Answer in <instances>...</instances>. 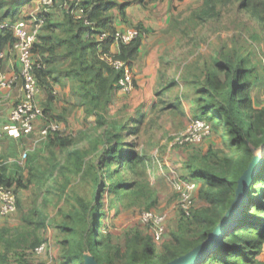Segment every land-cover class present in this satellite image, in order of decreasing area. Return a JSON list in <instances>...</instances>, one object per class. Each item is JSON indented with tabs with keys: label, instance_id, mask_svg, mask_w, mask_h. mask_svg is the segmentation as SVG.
Returning <instances> with one entry per match:
<instances>
[{
	"label": "rangeland",
	"instance_id": "374dc122",
	"mask_svg": "<svg viewBox=\"0 0 264 264\" xmlns=\"http://www.w3.org/2000/svg\"><path fill=\"white\" fill-rule=\"evenodd\" d=\"M236 3L235 0H217L216 11H220L221 18L213 16L208 21H203L200 16L204 5L197 8L200 9L197 14L201 21L200 50L201 54H207L214 50L220 52L222 47L224 52L233 54L236 47L231 45L238 34L237 48L251 69L249 77L255 82L254 96L259 107L264 105V22L251 17L245 9L240 10ZM235 17L237 19L234 20ZM234 24L237 26L232 27ZM238 26L240 31H234ZM210 38L214 43H208ZM67 65L68 62L62 67ZM206 74L194 73L199 97L203 96ZM217 75L225 80L222 70L218 69ZM176 76L174 73H162L153 95H138L144 85H150L144 81L148 77L146 74L141 79L138 77L137 90L126 94L116 91L105 111L110 126L96 125V111L84 102L83 97L80 101L76 97V101L69 104L71 107L66 105V99L62 100L66 103L59 105L57 113L47 115L60 122L63 126L61 132L73 140L67 148L59 144L49 145L48 138L42 139L37 134L18 140L19 151L6 163L3 176L27 178L31 169L37 177L28 188L16 189L13 186L17 190V209L9 215L0 214V235H3L0 239V264H63L73 240L78 234L80 236L78 232L89 228V220L93 219L98 205H102L98 211L102 213L99 229L106 234L108 244L102 250L110 252L116 261H126L135 252L142 253L146 244L152 245L157 255L165 256L177 248L190 231L198 236L204 229L213 230L218 225L214 226L213 221L209 224L216 214L215 209L199 197L198 189L192 192V199H186L179 194L173 180L175 176H188L193 170L204 167H222L224 158L232 154L228 153L223 136L215 131L199 142L174 145L175 134L201 116L189 112L193 108L190 106H195L190 102L178 111L168 101L176 93L163 86L171 83V78L174 79L172 85H177ZM72 81L79 90V82L75 78ZM183 83L187 82L181 78ZM146 91L143 89V94ZM80 94L78 91L77 95L82 96ZM134 120L140 122L136 131L131 129V126H136ZM121 126L123 148L137 152L142 159L134 167L115 162L108 167L102 163L106 141H113L110 134L121 130ZM105 131H109L107 137ZM125 184L131 186L124 188ZM98 192L100 201L96 199ZM148 209L157 215H167V233L159 242L152 240L151 228L142 219L143 211ZM199 216L205 220L203 224L199 223ZM72 227L77 229L72 231ZM27 230L36 231L42 242H47L45 252L39 254L37 248L29 246L33 238L25 243L26 246L14 244L13 240ZM99 236V239L103 238V234Z\"/></svg>",
	"mask_w": 264,
	"mask_h": 264
},
{
	"label": "trees",
	"instance_id": "16d2710c",
	"mask_svg": "<svg viewBox=\"0 0 264 264\" xmlns=\"http://www.w3.org/2000/svg\"><path fill=\"white\" fill-rule=\"evenodd\" d=\"M67 7L66 19L59 24L51 23V13L44 30L54 28L62 29L60 34L54 32L50 34L39 35L35 43L34 55H39L40 67H36V74L39 83L48 95H53L55 81L54 75L65 73L68 78H75L79 82V92L82 94L84 102L96 111L97 123L100 127L109 125L105 111L107 105L111 102L115 92L118 91V81L122 76V70L116 69L108 60L103 58V54L111 52V47L115 43L114 34L118 30L115 22L117 9L123 19H126V8L131 1L119 3L116 0H81L80 6L85 10L83 18L77 17L74 13L75 1H69ZM204 8L200 11L203 21L217 16L221 18L220 11H216L217 0H203ZM240 10H247L251 17L264 22V0H235ZM3 0H0V9L3 7ZM19 8H10L6 10L0 19L10 17L9 23L19 14ZM92 22L88 25L85 20ZM237 17L234 18V20ZM237 26V24L232 27ZM249 26V25H248ZM134 27L142 28L148 31L142 23ZM241 27L234 31L239 32ZM103 32H108V36L99 40ZM238 34L232 47L233 54L224 52L221 47L218 59L220 69L225 74V80H222L217 73L208 69L205 73L206 81L203 87V96L200 98L199 113L197 118H205L213 125V131L223 136L228 146V153L232 156L224 158L225 165L214 168L204 167L192 171L190 175L184 178L193 180L197 183L199 197L215 209V215L211 218V223L219 224L224 217L226 210L234 199L238 179L247 168L252 159L253 152L251 144L258 147L264 143V105L257 106L253 97L254 80L249 77L250 68L246 66L245 58L242 56L240 48H237ZM16 37L13 30L9 27L0 32V52L5 50L7 45L13 46ZM143 45V38L139 37L128 44H120V52L116 57L127 61L135 68V61L138 57L140 48ZM264 60V58H263ZM58 61L68 62L66 67H59ZM264 70V61H263ZM264 85V82H263ZM165 86V85H164ZM173 86L172 83L166 84V88ZM200 94V92H199ZM51 97V96H50ZM49 109H44L47 115ZM48 116V115H47ZM56 121V120H55ZM216 121V122H214ZM136 126L131 129L138 130V120H134ZM215 123V124H214ZM121 130L110 134L113 141H106L103 161L105 165L121 163L134 167L142 162L137 152L127 151L123 148L121 140ZM109 131L104 135L108 136ZM214 133V132H213ZM49 145L59 144L60 147L67 148L73 144V140L63 134L61 131L52 132L48 136ZM47 139V140H48ZM180 146V145H177ZM108 148V149H107ZM236 170L233 172V169ZM30 170L29 176H9L5 177L0 173V183L16 189L28 188L33 183L37 175ZM233 172V173H232ZM122 184V183H121ZM125 184L123 187H130ZM14 189V191H17ZM96 199L100 201L99 192ZM48 204L49 200L46 198ZM18 203V198H17ZM102 205L96 206L93 213V219L89 221V228L81 229L80 236L73 240L72 247L69 248L63 264H85L84 254L90 251L100 264H167L173 259L186 254L193 247L203 243L208 236L213 234L216 227L212 230L208 228L195 236L190 235L177 245V248L168 251L165 256L156 254V249L146 244L142 253L135 252L127 260H113L110 252H105L102 247L108 246L106 234L102 232L99 218L102 213H98ZM191 213V211H190ZM199 223L203 224L205 220L198 217ZM213 221V222H212ZM94 223V226H93ZM211 226V225H210ZM64 229H70L64 227ZM76 230V227L71 228ZM99 234L103 238L99 239ZM3 235H0V239ZM30 238L33 241L30 247L37 248L43 242L36 231L27 230L16 238L14 244L25 245ZM152 240L153 237H152ZM67 240H64V243ZM11 241L9 240V243ZM264 166L258 173L254 185L249 193L248 204L237 223L227 231L226 239L218 246L208 259L198 264H264Z\"/></svg>",
	"mask_w": 264,
	"mask_h": 264
},
{
	"label": "crops",
	"instance_id": "0c3cea01",
	"mask_svg": "<svg viewBox=\"0 0 264 264\" xmlns=\"http://www.w3.org/2000/svg\"><path fill=\"white\" fill-rule=\"evenodd\" d=\"M69 1L76 2V0ZM116 1L123 3L128 0ZM130 1L131 4L126 8V19H123L117 9H114V13L116 14L115 22L118 30H127L134 27L138 23H142L143 26L148 30L147 35L143 37V45L140 48L138 57L135 61V89L140 82L138 77L140 76L141 79L143 75L146 74L148 77H146L144 81L150 82V85H144L143 89H146L150 92L146 91L143 94L142 89V92L138 93V95L140 97L150 93L153 95L154 89L157 87L156 85H158L157 82L159 79H161V74L174 73L177 74V79H175L178 84L171 86V89L166 88V90L174 91L176 96H171L168 101L175 105L178 111H180V107L182 105H187L190 102L195 106H190L193 108L189 112L193 113V115L194 113L198 114L200 98L199 90L197 88L198 84L195 81L194 73L196 74L206 72L208 69H211L217 73L218 69L221 70V63H218L220 55L217 50L212 49L214 51H209L207 54H201L202 51L200 50V46H202L200 34L201 21L197 14L200 9L197 8L201 5H204V1ZM3 2L2 10L0 9V16L10 8H19L20 12L13 19V21L32 17L39 11L42 4L41 0H3ZM67 7L68 2L66 0H56L53 10L51 8V23L59 24L60 22H64L66 19ZM203 8L204 6L202 9ZM10 20V17L4 18V21L6 22H10ZM52 32L55 34H60L62 29L54 28L49 31L44 30L42 33L50 34ZM209 42L214 43V40H211L210 38L208 40V43ZM1 52H3L4 55L0 57V76H19L22 64L17 53L14 51L13 46L7 45L5 50ZM111 52L118 54L120 52V46L117 43H114L111 47ZM35 57L37 60L40 58V56L36 54ZM102 57L104 58V54ZM56 64L61 67L62 65L67 64V62L58 61ZM181 78L183 82H187L185 85L184 83L181 84ZM53 79H55L53 82V95L48 97L47 93L42 89L39 96V101L44 109H49L48 114L55 115L59 110V105L66 103V101L62 100L66 99V105L71 107L69 104L75 102L76 97L77 101H80L82 96L77 95V92L79 91L78 88H75L72 78H68L65 73H57L54 75ZM172 79L173 78L170 79L171 83L174 81V79ZM184 79L189 81H185ZM190 82L192 83L191 88ZM167 85L169 84L167 83ZM164 87L165 86H163V88ZM188 87L190 89H188ZM254 88L255 84L253 85L252 93L256 104H258L257 99L254 96V94H256L254 93ZM23 96V80L19 77L13 84L9 86L0 85V129L10 122L12 109L22 99ZM52 120L55 121L54 119L49 118V116L46 114L43 117L36 119L35 128L32 134H37L42 139L46 140L48 137H44L41 131ZM60 127L62 131L63 126L61 123ZM23 137L25 136L16 138L6 134L0 138V173L3 175L5 173L3 169L6 168V163L10 162L17 150L19 151L18 140L23 139Z\"/></svg>",
	"mask_w": 264,
	"mask_h": 264
},
{
	"label": "built area",
	"instance_id": "2783aa9c",
	"mask_svg": "<svg viewBox=\"0 0 264 264\" xmlns=\"http://www.w3.org/2000/svg\"><path fill=\"white\" fill-rule=\"evenodd\" d=\"M41 1L42 4L39 11L30 18H22L13 23L0 19V31L6 27L13 30L16 37L13 49L22 64L19 76H0V85L9 86L19 77L23 80L24 89V96L12 109L10 122L0 129V138L6 134L16 138L32 134L35 128V120L45 115L44 108L39 101L42 87L36 74V67H40L41 64L36 59L33 48L39 39L44 25L48 21L51 8L55 6L56 0ZM84 12L85 10L80 6L79 0H76L74 13L77 17L83 18L85 16ZM85 22L88 25L92 24L88 19ZM146 35V30L132 27L127 30H117L114 34V39L115 43L120 46V44H128L136 38H143ZM106 36H108V32H103L99 40H102ZM3 55V52H0V57ZM104 58L116 69L122 70V76L118 81V90L124 94L132 92L136 87L134 68L127 61L116 57V54L112 52L104 54ZM56 131H61L60 123L52 120L42 129L41 133L44 137H48L50 133ZM213 132V125L209 120L195 118L190 122V125L175 134L173 137L175 141L174 145L181 146L196 143L212 136ZM173 181L179 194L185 196L186 199L190 197L192 199V192L197 188L195 181L186 179L180 175L175 176ZM16 209V192L13 188L0 183V213L2 215H9ZM184 211L190 213L189 210ZM142 219L145 224L150 226L154 241H161L167 233V215H157L151 209H148L143 211ZM47 247V242H43L37 247V252L41 254L45 252Z\"/></svg>",
	"mask_w": 264,
	"mask_h": 264
},
{
	"label": "water",
	"instance_id": "95a60500",
	"mask_svg": "<svg viewBox=\"0 0 264 264\" xmlns=\"http://www.w3.org/2000/svg\"><path fill=\"white\" fill-rule=\"evenodd\" d=\"M253 156L247 168L238 179L234 199L213 234L203 243L193 247L186 254L181 255L167 264H198L208 259L213 251L226 239V233L242 217L249 201V193L255 183L256 176L264 166V143L261 146L251 144ZM85 264H100L91 253L84 254Z\"/></svg>",
	"mask_w": 264,
	"mask_h": 264
}]
</instances>
